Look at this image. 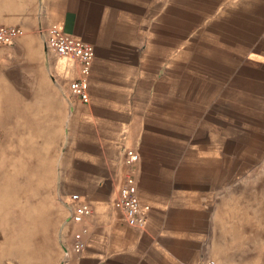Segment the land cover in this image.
Here are the masks:
<instances>
[{
  "label": "crops",
  "instance_id": "0c3cea01",
  "mask_svg": "<svg viewBox=\"0 0 264 264\" xmlns=\"http://www.w3.org/2000/svg\"><path fill=\"white\" fill-rule=\"evenodd\" d=\"M53 25L91 45L89 103L72 95L74 64L54 58L67 82L61 184L69 237L54 264H203L213 257V203L228 155L264 119V0H0V27L22 31L36 51ZM33 44V45H32ZM47 49V46H46ZM264 133V130H263ZM140 155L138 197L150 207L144 230L117 208L127 167ZM93 214L71 221V195ZM84 237L82 253L73 249Z\"/></svg>",
  "mask_w": 264,
  "mask_h": 264
},
{
  "label": "rangeland",
  "instance_id": "374dc122",
  "mask_svg": "<svg viewBox=\"0 0 264 264\" xmlns=\"http://www.w3.org/2000/svg\"><path fill=\"white\" fill-rule=\"evenodd\" d=\"M36 46H0V264H54L69 237L61 184L68 85L44 37ZM256 126L242 154L228 155L227 170L212 172L220 178L212 234L219 264H264V119Z\"/></svg>",
  "mask_w": 264,
  "mask_h": 264
},
{
  "label": "built area",
  "instance_id": "2783aa9c",
  "mask_svg": "<svg viewBox=\"0 0 264 264\" xmlns=\"http://www.w3.org/2000/svg\"><path fill=\"white\" fill-rule=\"evenodd\" d=\"M22 31L16 27H0V46L12 45ZM47 49L56 57L71 61L77 69V78L70 82V91L73 96L83 103H89V79L95 57L93 45L68 34L61 25H53L47 32ZM124 182L119 190L116 206L123 213L127 224L135 229L144 230L147 223L150 207L142 205L138 197V187L135 177V166L140 160V155L133 149H125ZM73 207L71 221L75 224L82 223L93 214L92 207L87 202H82L79 194L71 195ZM73 249L82 253L86 248L84 237L75 234L72 238ZM68 256V251L64 249ZM203 264H219L215 259L209 258Z\"/></svg>",
  "mask_w": 264,
  "mask_h": 264
},
{
  "label": "bare ground",
  "instance_id": "6f19581e",
  "mask_svg": "<svg viewBox=\"0 0 264 264\" xmlns=\"http://www.w3.org/2000/svg\"><path fill=\"white\" fill-rule=\"evenodd\" d=\"M7 95V94H6Z\"/></svg>",
  "mask_w": 264,
  "mask_h": 264
}]
</instances>
